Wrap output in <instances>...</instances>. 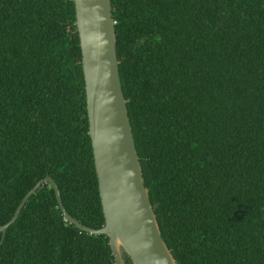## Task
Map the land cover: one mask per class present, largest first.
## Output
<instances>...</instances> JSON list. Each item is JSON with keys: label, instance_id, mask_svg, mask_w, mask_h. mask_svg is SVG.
I'll list each match as a JSON object with an SVG mask.
<instances>
[{"label": "trees", "instance_id": "obj_1", "mask_svg": "<svg viewBox=\"0 0 264 264\" xmlns=\"http://www.w3.org/2000/svg\"><path fill=\"white\" fill-rule=\"evenodd\" d=\"M111 6L144 185L176 264H264V0ZM88 130L73 0H0V226L47 176L72 218L105 225ZM0 264L115 260L44 184L0 232Z\"/></svg>", "mask_w": 264, "mask_h": 264}, {"label": "water", "instance_id": "obj_2", "mask_svg": "<svg viewBox=\"0 0 264 264\" xmlns=\"http://www.w3.org/2000/svg\"><path fill=\"white\" fill-rule=\"evenodd\" d=\"M85 82L89 136L105 225L92 229L65 210L57 184L40 180L20 202L12 219L0 226L3 237L29 198L44 184L55 192L66 221L93 236H106L115 264H176L162 239L144 185L141 164L122 92L111 0H73ZM2 243V241H1Z\"/></svg>", "mask_w": 264, "mask_h": 264}]
</instances>
